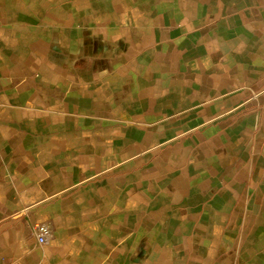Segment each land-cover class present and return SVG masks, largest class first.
I'll return each mask as SVG.
<instances>
[{
  "label": "crops",
  "instance_id": "obj_1",
  "mask_svg": "<svg viewBox=\"0 0 264 264\" xmlns=\"http://www.w3.org/2000/svg\"><path fill=\"white\" fill-rule=\"evenodd\" d=\"M0 264H264V0H0Z\"/></svg>",
  "mask_w": 264,
  "mask_h": 264
},
{
  "label": "built area",
  "instance_id": "obj_2",
  "mask_svg": "<svg viewBox=\"0 0 264 264\" xmlns=\"http://www.w3.org/2000/svg\"><path fill=\"white\" fill-rule=\"evenodd\" d=\"M53 226L50 222H42L34 225L32 228L30 238L35 240L38 244L45 246L53 237Z\"/></svg>",
  "mask_w": 264,
  "mask_h": 264
}]
</instances>
